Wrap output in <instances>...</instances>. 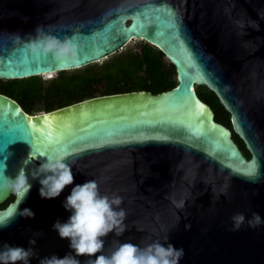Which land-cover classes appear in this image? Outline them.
Here are the masks:
<instances>
[{
	"label": "water",
	"instance_id": "1",
	"mask_svg": "<svg viewBox=\"0 0 264 264\" xmlns=\"http://www.w3.org/2000/svg\"><path fill=\"white\" fill-rule=\"evenodd\" d=\"M37 26L71 38L75 62L31 55L26 45ZM135 40L164 54L174 66L175 87L97 96L41 117L0 94V117L9 113L0 123L6 175L15 176L27 158L26 170L59 150L75 163L73 183L55 198L42 199L39 183L30 181L19 209L31 208L34 216L17 213L0 228V246L32 247L30 264L71 253L52 225L70 215L62 205L71 188L95 179L101 193L122 197L126 213L123 235L103 238L105 255L116 241L143 246L169 230L167 242L184 250L179 264H264V223H246L253 212L264 220V0H0V80L80 69ZM34 58L46 63L31 70ZM199 86L216 95L232 130L216 122L196 93ZM257 166L251 178L233 172ZM10 197L0 191V206ZM237 212L245 224L233 231L230 217ZM78 259L84 264L87 257Z\"/></svg>",
	"mask_w": 264,
	"mask_h": 264
},
{
	"label": "clouds",
	"instance_id": "2",
	"mask_svg": "<svg viewBox=\"0 0 264 264\" xmlns=\"http://www.w3.org/2000/svg\"><path fill=\"white\" fill-rule=\"evenodd\" d=\"M23 19L27 20V17ZM35 31L36 35L31 37L26 45L31 55L35 57L50 54L54 60L61 63L75 62L77 47L71 38L66 36L60 40L45 33L40 26H37ZM45 156L46 159L35 168L26 170L27 163L31 161L27 158V162L22 163L15 176L5 174V164L0 168V191L9 192L14 197L6 208L0 209V228L6 227L17 213L21 217L34 216L31 208L19 209V205L33 187L30 181L39 183L38 194L42 199L59 196L66 185L73 183L72 167L75 163L69 161L67 152L59 150L52 155L42 154V157ZM257 170L258 166L252 172H244L240 168H234L233 172L251 178L256 175ZM121 203V196L101 193L95 179L74 185L62 205L70 215L66 221L61 222L58 219L52 225L60 238L68 239L71 253L62 258L55 254L44 257L39 260V264H81L78 259L80 256L87 257L84 264H179L184 250L167 242L169 230L162 237L143 246L131 241H116V247L110 254L103 253V238L109 233L121 236L126 230V213L119 207ZM230 221L231 230H239L245 224V215L243 212H237L230 217ZM246 223L248 227L256 228L264 223V220L258 213L253 212ZM35 242V239L28 241L29 245H34ZM97 253L99 255H95ZM33 255L35 253L32 247L13 246L6 242L0 246V264H30Z\"/></svg>",
	"mask_w": 264,
	"mask_h": 264
},
{
	"label": "trees",
	"instance_id": "3",
	"mask_svg": "<svg viewBox=\"0 0 264 264\" xmlns=\"http://www.w3.org/2000/svg\"><path fill=\"white\" fill-rule=\"evenodd\" d=\"M176 85L174 66L161 51L142 41L136 48L121 50L101 63L72 70L71 73L60 71L45 82L40 77L0 80V94L18 102L31 115L97 96L133 91L157 94ZM198 88V91L195 89L198 97L210 106L216 122L232 130L230 115L216 95L205 86ZM232 139L243 155L249 158L250 154L242 140L234 133ZM13 198L11 195L3 207Z\"/></svg>",
	"mask_w": 264,
	"mask_h": 264
},
{
	"label": "snow or ice",
	"instance_id": "4",
	"mask_svg": "<svg viewBox=\"0 0 264 264\" xmlns=\"http://www.w3.org/2000/svg\"><path fill=\"white\" fill-rule=\"evenodd\" d=\"M34 59L36 60V62L32 65L31 70L36 69L39 65L46 63L45 59L43 58H34ZM183 87L187 89L188 86L184 85ZM198 107L205 113V116H207V110L205 108V105L198 103ZM8 115L9 113L3 117H0V123L6 122L8 120ZM45 119L48 120L50 118L46 117ZM49 139H51V135L49 136ZM33 147L35 148V146Z\"/></svg>",
	"mask_w": 264,
	"mask_h": 264
},
{
	"label": "rangeland",
	"instance_id": "5",
	"mask_svg": "<svg viewBox=\"0 0 264 264\" xmlns=\"http://www.w3.org/2000/svg\"><path fill=\"white\" fill-rule=\"evenodd\" d=\"M139 43H142V41L141 40H135V41H133V42H131V43H129L122 51H126V50H129V49H134V48H136L137 47V45L139 44ZM99 63H101V62H99ZM69 73H71L72 71H68ZM56 74H54V75H50L49 77H45V76H41L40 77V79H41V81H43V82H45V81H48V80H50L52 77H54ZM198 87H196V90L198 91ZM5 206V205H4ZM3 207V205L2 206H0V208H2Z\"/></svg>",
	"mask_w": 264,
	"mask_h": 264
},
{
	"label": "bare ground",
	"instance_id": "6",
	"mask_svg": "<svg viewBox=\"0 0 264 264\" xmlns=\"http://www.w3.org/2000/svg\"><path fill=\"white\" fill-rule=\"evenodd\" d=\"M49 76H50V75H45V77H49ZM45 113H46V112H41V113L38 112L37 114H32L31 116H36V115H40V117H41V116H46Z\"/></svg>",
	"mask_w": 264,
	"mask_h": 264
},
{
	"label": "flooded vegetation",
	"instance_id": "7",
	"mask_svg": "<svg viewBox=\"0 0 264 264\" xmlns=\"http://www.w3.org/2000/svg\"><path fill=\"white\" fill-rule=\"evenodd\" d=\"M18 103V102H17ZM19 104V103H18ZM20 105V104H19ZM21 106V105H20ZM22 107V106H21ZM23 108V107H22ZM23 110H25L24 108H23ZM44 112V111H43ZM38 113V112H37ZM41 113V112H40ZM34 114V113H33ZM31 115H32V113H31Z\"/></svg>",
	"mask_w": 264,
	"mask_h": 264
}]
</instances>
